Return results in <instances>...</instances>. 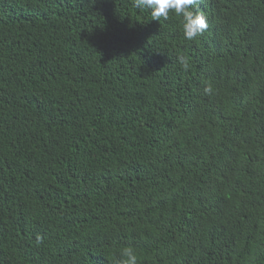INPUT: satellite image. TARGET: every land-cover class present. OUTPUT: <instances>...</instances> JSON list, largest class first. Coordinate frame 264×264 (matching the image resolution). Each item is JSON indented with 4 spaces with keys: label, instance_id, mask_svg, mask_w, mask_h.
<instances>
[{
    "label": "trees",
    "instance_id": "obj_1",
    "mask_svg": "<svg viewBox=\"0 0 264 264\" xmlns=\"http://www.w3.org/2000/svg\"><path fill=\"white\" fill-rule=\"evenodd\" d=\"M244 4L223 0L217 35ZM201 51L133 0H0V264H120L126 247L264 264V46Z\"/></svg>",
    "mask_w": 264,
    "mask_h": 264
},
{
    "label": "clouds",
    "instance_id": "obj_2",
    "mask_svg": "<svg viewBox=\"0 0 264 264\" xmlns=\"http://www.w3.org/2000/svg\"><path fill=\"white\" fill-rule=\"evenodd\" d=\"M137 9L150 10L151 19L167 20L170 12L181 18L184 38L188 41L197 40L200 46L206 36L214 38H249L254 44L264 46V2L262 0H245L244 9L240 10L235 24H224L226 30L222 34L214 28V21L224 15L223 0H133ZM261 9V14L256 11ZM213 26V30H212ZM182 69L189 68V61L184 56H178ZM205 94H211L210 85L205 86ZM120 264H137V254L134 249L126 247L121 250Z\"/></svg>",
    "mask_w": 264,
    "mask_h": 264
}]
</instances>
